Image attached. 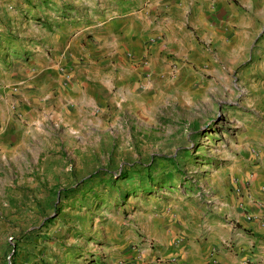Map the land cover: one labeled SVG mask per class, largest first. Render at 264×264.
Segmentation results:
<instances>
[{
	"label": "rangeland",
	"instance_id": "1",
	"mask_svg": "<svg viewBox=\"0 0 264 264\" xmlns=\"http://www.w3.org/2000/svg\"><path fill=\"white\" fill-rule=\"evenodd\" d=\"M140 1L0 0V65L8 53L58 52L48 32ZM263 35L199 39L195 63L168 54L156 68L143 56V70L115 76L90 103L61 84L34 87L40 112L15 105L0 118V264H139L159 215L193 233L201 215L226 222L263 151ZM145 38L166 43L159 29Z\"/></svg>",
	"mask_w": 264,
	"mask_h": 264
},
{
	"label": "crops",
	"instance_id": "2",
	"mask_svg": "<svg viewBox=\"0 0 264 264\" xmlns=\"http://www.w3.org/2000/svg\"><path fill=\"white\" fill-rule=\"evenodd\" d=\"M154 29L165 31L164 45L157 41L147 44L145 37ZM255 29L264 30V0H141L126 12L108 11L95 26L58 28L47 33L48 38L58 39V52L43 51L25 58L14 57L9 49L3 51L9 55L2 61L6 65H0V118H7L15 105L28 116L40 112L32 104L34 87L47 83L55 89L61 84V90L81 95L82 103H90L93 96L98 99L106 84L115 82V76L125 78L128 72L143 70V56L156 68L168 54L195 63L204 57L199 39L223 42L237 37L240 30L250 38ZM89 33L99 40L96 44L88 38ZM54 44L46 43V47L51 49ZM78 50L85 51L84 56L78 55ZM136 50L138 62L128 58V53ZM77 81L81 89L74 91L72 82ZM50 93L56 97L55 90ZM261 136L263 151L253 158L247 182L240 183L241 191L225 211L226 222H210L201 215L193 233L186 229V219L181 225L174 214L159 215L148 242L151 247L139 264H264V133Z\"/></svg>",
	"mask_w": 264,
	"mask_h": 264
},
{
	"label": "trees",
	"instance_id": "3",
	"mask_svg": "<svg viewBox=\"0 0 264 264\" xmlns=\"http://www.w3.org/2000/svg\"><path fill=\"white\" fill-rule=\"evenodd\" d=\"M188 154H192V151H188L187 152ZM180 166V165H179ZM129 174H127V173H124V174H122L121 176V178H124V177H127ZM158 185V184H157Z\"/></svg>",
	"mask_w": 264,
	"mask_h": 264
},
{
	"label": "built area",
	"instance_id": "4",
	"mask_svg": "<svg viewBox=\"0 0 264 264\" xmlns=\"http://www.w3.org/2000/svg\"><path fill=\"white\" fill-rule=\"evenodd\" d=\"M239 190L241 191V189L239 188Z\"/></svg>",
	"mask_w": 264,
	"mask_h": 264
}]
</instances>
